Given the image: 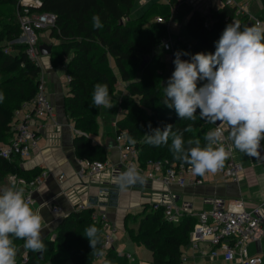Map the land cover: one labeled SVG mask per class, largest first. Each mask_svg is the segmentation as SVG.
<instances>
[{
	"label": "trees",
	"instance_id": "trees-1",
	"mask_svg": "<svg viewBox=\"0 0 264 264\" xmlns=\"http://www.w3.org/2000/svg\"><path fill=\"white\" fill-rule=\"evenodd\" d=\"M39 1L40 4L30 6L31 11L56 14L51 31L58 42L56 46L52 43L51 59L54 66L65 65L70 77L63 108L69 122L82 131L73 137L75 155L88 160L108 159L106 146L93 139V135L99 132L98 118L103 108L92 105L91 93L95 84L103 83L107 85L112 97L121 78L132 96H122L118 103L125 112L116 120V132L126 130L127 141L129 137L133 138L134 142L129 143L140 150L141 160L153 158L164 160L165 165L188 164L170 150L171 136L168 144L153 146L145 142L151 128H163L165 124H171L172 131L182 134L185 141L199 139L203 145L205 134L215 125L201 118L198 109L193 119L179 118L163 104V82L153 78L154 72L149 73L152 64L165 62L154 59L157 53L152 55L150 63L141 66L144 56L151 55L160 45L161 39L169 33L166 23L158 22L156 17L146 23L147 18L156 12L154 15L161 14L168 19L171 16L170 7L178 0L153 2L139 16L133 13L135 0ZM261 2L264 9V0ZM14 4H19V0H0V6ZM235 14V8L230 5L212 8L209 14L193 10L184 26L187 35L194 40L193 47L187 50L178 39L174 42V52L178 49L189 53L214 51V41ZM14 15L0 13V94L3 95L0 100V184L7 180L9 174L31 180L42 170L38 167L25 170L19 156L9 159L1 154L3 145L14 134L15 110L24 101L34 98L42 72V67L25 52V44L10 43L22 31L20 21ZM94 15H99L101 27H94ZM208 18L211 21L206 26ZM245 23L244 20L241 25ZM8 44L11 45V51L6 52L4 48ZM181 58L188 57L182 55ZM136 72L142 73V77L137 78ZM261 143L264 146V140ZM91 212V208L72 210L58 222L52 233L43 237L45 248L42 254L29 249L28 260L22 263L20 256L16 264H141L136 259L131 260L125 252H118L115 247L110 248L97 263L96 255L103 239V227L92 220ZM196 221V216L185 212L179 222H169L162 208L154 210L146 205L138 213H128L124 226L130 241L152 251L153 263L183 264L184 248L190 243V234ZM80 223L82 228L76 231L75 227ZM90 225L98 229L94 248H91L88 238L83 235ZM12 239L16 246L23 243L22 239Z\"/></svg>",
	"mask_w": 264,
	"mask_h": 264
},
{
	"label": "clouds",
	"instance_id": "clouds-1",
	"mask_svg": "<svg viewBox=\"0 0 264 264\" xmlns=\"http://www.w3.org/2000/svg\"><path fill=\"white\" fill-rule=\"evenodd\" d=\"M92 19L94 27L102 26L99 15ZM214 45L211 52L175 50L174 69L164 84L162 100L179 118L193 119L198 109L201 118L221 124L205 134L203 145L199 139L185 141L182 134L172 131L171 124L151 128L145 137L146 143L158 146L168 144L171 136L170 150L200 175L223 167L230 154L221 142L225 131L234 147L251 157L261 155L264 140V23H227ZM163 47L167 48V43ZM182 55L188 58L182 59ZM91 102L93 106H113L107 85H94ZM129 142H134L133 138L129 137ZM144 181L133 164L115 182L124 188ZM42 219L40 210L30 206L22 188L0 187V264H16L17 246L12 237L22 239L25 249L43 253L42 229L46 225ZM97 233L94 225L85 229L83 235L91 248L95 247Z\"/></svg>",
	"mask_w": 264,
	"mask_h": 264
},
{
	"label": "built area",
	"instance_id": "built-area-1",
	"mask_svg": "<svg viewBox=\"0 0 264 264\" xmlns=\"http://www.w3.org/2000/svg\"><path fill=\"white\" fill-rule=\"evenodd\" d=\"M182 0H178L177 5ZM19 21L21 24V34L10 41L19 42L26 45L25 52L38 65L42 67L38 91L34 98L24 101L19 108L15 110V125L13 127L14 134L9 139L8 143L3 145L1 154L6 158L19 156L22 161L32 153V148L37 143V138L41 131H45L47 123L43 119H50L56 125V128H61L62 123L57 118V111L54 102L50 99L47 93L44 73L43 61L38 45V30L53 26L56 20V14L53 12H33L30 6L40 4L39 0H20L19 2ZM227 5L235 6L236 14H246L247 22L260 21L264 23L260 17L255 16L248 10V2H237L236 0H225ZM171 17L166 19L163 15H157L156 20L161 23H169ZM167 24V27L169 28ZM210 21L206 20L205 25L209 26ZM167 43L165 48L171 51L174 55V41L168 35H165L159 46L163 47V43ZM5 51H11V45L5 46ZM173 62V58H172ZM174 66V64H173ZM70 77L68 76V80ZM36 119H41L38 124H35ZM219 124H215L213 129ZM224 126V125H223ZM76 133L80 130L74 129ZM226 150L229 151V156L225 160L223 167L217 171L226 177L238 180L242 165L235 161L230 140L226 131L221 141ZM114 147L119 151V159L117 162H112L109 159L88 160L78 158L79 168L77 174L79 177H87L89 183L96 184L98 189L95 193H89L86 198H83L82 193L89 190L88 183H81L73 189L66 190V195L70 200L73 210H84L91 208V218L93 221L100 223L103 227L102 242L99 252L96 255L97 261H100L110 248L114 246L116 234L118 233V225L109 219L104 209L114 204L117 176L126 170L130 165H135L141 175L145 177L143 183H137L129 186H139L143 188L144 196H146L148 204L154 209H163L164 216L169 222L177 223L185 212L197 217V221L190 234V245L199 249L204 254H210L212 258L223 257L224 261L237 260L240 264H261L263 258L258 255H250L248 244L258 242L264 237V208L262 205H257L253 209H247V204L243 199H233L229 205L223 203L222 198H208L206 201L213 204L209 209L200 211H192L190 203L177 202L179 197L177 192L169 189L171 184L184 186L189 182L200 183L203 181V176L192 172V166L188 164H168L162 159L148 158L140 159V150L129 143L126 138V130L116 133ZM261 155L256 159L264 163V146L261 143ZM48 177V170L42 169L31 180L17 174H9L7 182L17 188L24 190V195L30 205L35 203L33 191L45 182ZM65 177L61 173L59 179L62 181ZM160 181L164 186L159 188L156 182ZM115 188V189H113ZM51 211L61 213L62 207L58 204L52 205ZM53 238V236H52ZM23 247V246H21ZM102 253V254H101ZM131 260H135L131 252L126 253ZM24 262L28 260V250L23 254Z\"/></svg>",
	"mask_w": 264,
	"mask_h": 264
},
{
	"label": "crops",
	"instance_id": "crops-1",
	"mask_svg": "<svg viewBox=\"0 0 264 264\" xmlns=\"http://www.w3.org/2000/svg\"><path fill=\"white\" fill-rule=\"evenodd\" d=\"M141 1L143 5L142 9L147 5H151L153 2H167V0ZM236 1L248 2V10L255 15L252 9L255 8L256 5H252L251 0ZM182 2L187 4L189 9L184 17V26L191 12L195 9H198L203 14H209L212 8L217 9L227 5L224 3L225 0H218L214 5L210 0H182ZM178 4L175 5V7L178 6ZM172 6L170 7V13L175 8ZM259 8V10H263V6H259ZM241 15L246 14H239V17H241ZM258 17L263 18L261 16ZM208 20L211 21L210 18H208ZM244 20L246 22V19ZM234 21H239L240 24L243 22L240 20ZM250 23L253 24L251 21ZM245 25L248 24L245 23ZM44 38L46 41H44L45 43L52 44L54 42H52L51 38H46V36ZM176 40H174V42ZM160 47L164 49L162 46ZM40 53L43 61V73L46 90L54 104H56L58 114L57 118L59 122L63 124L61 128H56V125L52 120L42 118V120L47 123L46 130L39 133L37 143L32 148L31 155L21 163L25 170L33 169L35 167L48 170V177L45 182L42 186L33 191L35 203L30 205L34 209L40 210L42 214V224L46 225V227L42 229L43 238L46 234L55 229L58 222L65 214H69L73 210L72 204L66 195V190L73 189V187L81 185V183H88L89 190H85L82 193L83 198H86L89 193H95L98 186L96 184L89 183L87 177L81 178L77 174V170L79 168L78 157L74 153L72 143L76 132L67 116H65L63 108V98L68 89V75L66 73V67L65 65L54 66L50 55L43 54L41 50ZM63 78L67 79L66 86L62 85ZM117 95L119 96V94ZM115 96L116 94L111 97V103H114ZM116 99L118 100V97ZM40 121L41 119H36L34 123L38 124ZM111 126L110 131H105V133L99 135L98 142L106 146L108 159L112 162H117L119 159V151L116 147H114L116 133L113 131L114 126ZM224 126L226 127V125ZM226 134L228 135L227 131ZM229 140L232 147L233 158L235 161L240 163L243 168L240 171L239 179L235 180L224 176L218 171H215L203 174V181L200 183L189 182L184 186L171 184L169 189L177 192L179 195L177 199L178 203L181 204L182 202H188L190 203L192 211H200L202 209H209L213 205L206 201L208 198L218 197L224 199L223 203L226 206L229 205L230 201L233 199H243L247 204V209L249 210L253 209L257 205H262L264 208V163L257 161L256 157L248 156L239 151L234 147L230 138ZM61 173L65 174L62 181L59 179ZM155 184L159 188L164 187L160 181ZM9 185L11 184L5 180L2 184H0V187ZM113 203L114 204L111 206L106 207L104 211L107 213L110 220L114 221L121 227H119L118 232H124L122 237H120L117 233L114 241V247L120 253H128L130 251H122L118 248L119 245L125 243V241H130L124 226V219L128 213H138L149 204L146 196H144L143 188L139 186H127L124 188L119 187V190H116L115 201ZM54 204H58L62 207L61 213H54L51 211L52 205ZM132 209L137 210L133 212L131 211ZM23 249L24 248H22V250ZM27 250L29 249H25L24 252ZM248 251L250 255L261 256L263 258V262L261 264H264V237L258 242L249 243ZM189 257H192L190 264H240L237 260L226 262L222 256L212 258L209 253L204 254L190 244L184 248V254L182 256L183 262L185 260L188 261Z\"/></svg>",
	"mask_w": 264,
	"mask_h": 264
},
{
	"label": "rangeland",
	"instance_id": "rangeland-1",
	"mask_svg": "<svg viewBox=\"0 0 264 264\" xmlns=\"http://www.w3.org/2000/svg\"><path fill=\"white\" fill-rule=\"evenodd\" d=\"M30 1H35V0H30ZM210 1L214 5L218 0H213V1L210 0ZM19 2H20V0H19ZM19 4L0 6V13H4L5 12V14L7 13L8 16L11 13L15 14L17 19L19 20V11H18ZM251 4L252 5H254V4L256 5V7L252 9L254 11L255 15L257 17L258 16L263 17L261 19L264 20V9L263 10H259L260 9L259 6H262L261 0H251ZM149 6L147 5V6H145L142 9V7H143L142 1L141 0H135L133 13L135 15H138V16L142 15L149 8ZM139 9H142V10H139ZM188 11H189L188 5L181 1L178 4V6H176L171 11V16H170L171 19L169 20V23L168 22H166V23H168V26H169V28H168L169 29V33L167 34L168 37H170L172 41H174V40L179 38L180 41H181V45L185 44V46L187 47V50H191L192 47H193L194 40L187 35V33L185 31V27H184V17H185V14ZM154 14H157V13L155 12ZM15 15H14V17H15ZM153 15L149 16L147 18L146 23H149V22L155 20L156 15H154V16ZM246 17H247V15H241V17H239V14H235L234 18L232 19V22L234 20L243 21L244 19H246ZM7 21H8V19H7ZM246 23L248 25L251 24L250 22H247V21H246ZM51 27L52 26H48L46 28H42L38 32V40L40 41V45L46 42L45 38H44L46 36V38H51L52 42L54 41L53 42L54 46H56V43L58 42V40L56 39V37H54L52 35ZM48 44H50V43H48ZM170 52H171L170 50H167L165 48L162 49L158 45L155 48V50L153 51V53H151L150 59L147 62V63H150L152 55L155 54V53L158 54V57H156L157 54H155V56H154V59L156 58L155 60H164L165 61L164 63H161V62L158 61V62H156V64H154V65L152 64V66L150 68L151 71L149 72V73H153L154 72L153 73V76H154L153 78L156 79V80L162 81L163 85L166 84L167 78L170 76L172 70L174 69L173 62H172L173 55H171ZM50 58H51V54H50ZM115 68L116 67L114 65V69ZM136 77L137 78H141L142 77V73L136 72ZM147 81H148V78L146 77L145 83H147ZM66 84H67V79L63 78L62 85L66 86ZM115 94H116V96L114 97V103H112L113 106L111 108L102 107L103 110L100 112V116L98 118V120H99V132H98V134L93 135V139L96 142H98V137H99L100 134L105 133V131H110L111 130V127H112L111 125L114 126V130L113 131L115 133H117L116 132V120L118 118L122 117L124 112H125V110L122 107H120L118 103L121 100L122 95L123 96H132L127 91L126 84H125V82L123 80H121V78H119V81L117 82V91H116ZM117 94H119V96ZM163 96H164V92H163ZM163 96L161 97V99L163 98ZM117 97H118V100L116 99ZM134 97L137 98L136 95H134ZM50 99H51V97H50ZM52 102H53V100H52ZM167 108L172 113H175V110L173 108H169V107H167ZM176 116H177V114H176ZM74 129H76V128L74 127ZM79 133H82V131H80ZM113 189H115V188H113ZM116 190H119V188L116 189ZM136 210L137 209H132L131 211L135 212ZM131 214H133V213H131ZM66 215L67 214H65L64 216H66ZM124 221H125V219H124ZM95 223L101 226L100 223H97V222H95ZM119 227L120 226H118V228ZM81 228H82L81 223L78 224L75 227L76 231L77 230L80 231ZM52 232L53 231H51L49 233H52ZM53 234H52V236H53ZM118 234H119L120 237H122L124 232L119 231ZM21 246H23V243L17 245L16 260H18L20 258V256H22L21 262L25 263L26 261L24 262V259H23V254H24L25 248L21 247ZM22 248H24V249L22 250ZM118 248L121 249L122 251H130L133 254V256H134V258L136 259L137 262H140L142 264H155L152 261V251L149 248L145 247L144 245H140V244H137V243H132L130 241H125V243L120 244ZM186 252H187V250H186ZM190 260H192V257H189L188 261L185 260L183 262V264H190V262H191ZM99 262L100 261H97V263H99ZM45 264H49V263H45Z\"/></svg>",
	"mask_w": 264,
	"mask_h": 264
},
{
	"label": "water",
	"instance_id": "water-1",
	"mask_svg": "<svg viewBox=\"0 0 264 264\" xmlns=\"http://www.w3.org/2000/svg\"><path fill=\"white\" fill-rule=\"evenodd\" d=\"M41 52L43 54H48L50 55L51 54V51H52V44H48V43H43L39 46ZM150 59V55H145L144 58H143V61L141 63V66H144ZM221 122L217 121L215 124H219ZM41 254V253H39Z\"/></svg>",
	"mask_w": 264,
	"mask_h": 264
}]
</instances>
